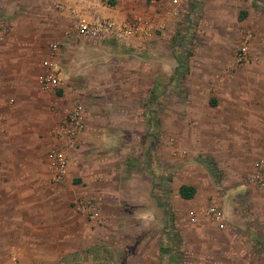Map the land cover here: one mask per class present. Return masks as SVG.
<instances>
[{"label": "crops", "instance_id": "crops-1", "mask_svg": "<svg viewBox=\"0 0 264 264\" xmlns=\"http://www.w3.org/2000/svg\"><path fill=\"white\" fill-rule=\"evenodd\" d=\"M56 3L65 6L57 10ZM199 3L208 29L218 26L217 34L207 33L212 45L215 40L222 45L229 41L222 34L230 33L234 20L242 22L246 12L251 15L246 7V12L228 18L233 0H0V26L9 25L6 34L0 30V41L5 37L0 42V264L65 263L63 258L77 247L67 246V221L77 214L73 204L83 200L97 205L104 222L105 218L138 217L147 233L164 230L167 236V218L159 205L160 193H155L165 171L173 172V207L184 228L180 232L175 228L178 247L208 243L223 258L209 264H263L250 260L245 244L264 250V212L251 224L246 221L247 210H239L238 199L246 200L251 156H264L257 145L264 144V29L254 27L251 62L245 68L226 71L218 60L214 70L220 79L214 83L215 93L207 96L198 97V92L207 89L209 82L202 75L198 78L192 68L188 73L185 59L194 55L184 56L180 49L173 55L175 89L183 74L187 78V90L173 107V160H161L160 135L149 128L154 114L146 111L155 100L149 98L165 67L159 48L149 44L157 35L142 43L135 38L114 42L80 36L73 29L62 37L68 49L55 52L59 87L46 91L38 83L45 71L43 61L50 56L40 47L49 36L42 32L43 26L46 31L51 25L61 26L69 13L66 9L87 18L106 16L116 21L140 14L157 19L175 9L173 16L167 13L172 16L167 28H183L186 33L193 26L189 10L198 9ZM186 34H179L180 42L189 39ZM228 55L227 62H233L231 51ZM76 102L84 107L85 130L69 155L64 179L51 183L44 153L49 123L60 122ZM182 184L195 188L192 198L179 195ZM212 202L223 212L221 222L205 213ZM194 215L196 221L191 220ZM83 217L80 232L93 224Z\"/></svg>", "mask_w": 264, "mask_h": 264}, {"label": "rangeland", "instance_id": "rangeland-1", "mask_svg": "<svg viewBox=\"0 0 264 264\" xmlns=\"http://www.w3.org/2000/svg\"><path fill=\"white\" fill-rule=\"evenodd\" d=\"M249 1H251V4L248 3ZM233 2V6L229 7L227 10V16H229L228 18L235 15L236 13H239L240 11L246 12V7L251 12V15L247 14L246 12V14L243 15L244 20L242 19V22H236L234 20L233 26L228 29L230 30V33H223L221 36L223 39L225 36L229 38V41L227 40L223 45L218 40H215L213 45L212 42L207 41V33L211 31L210 33L214 32L217 34L216 31L218 26H213L211 30L208 29V24L204 23L201 19L203 17V9L201 6L202 4L200 3L198 9L189 10L190 12L188 13V17L189 20L191 19L193 26L191 29L186 31V33L190 36L189 39L184 41V43L181 45L177 44L180 43L179 34H186L185 31H183V28H167V20H169V17L173 16L168 15L167 11H164L162 14L158 15V18H165L166 26L162 31L155 32L157 39L153 40L149 44L154 45L153 49L158 47L159 51L162 52H159V54H163L164 56L163 61L165 63V67L162 69L160 74H158L160 75V84L157 87L155 93V100L149 104V106H147L146 111L149 113L148 115L154 114L153 119L158 120V122L156 121V124L154 123V120H152V122L149 124V128L155 130L160 135L159 138L161 139L160 142L162 144L161 160L163 162L169 158L173 160V107H176L181 102L180 94L182 93L184 96L185 91L187 90L186 74H183L182 78L179 79L181 83L178 85L180 86H178L176 89L173 86V67L177 64V61L173 55L177 54V50L180 49L179 51H181L184 56L187 52L192 53L194 56H187L185 59L190 66L188 68V73L192 68L196 73H198V78H200V75H202V77H204L203 80H207V83L209 82L207 89L199 90L198 97H202L204 95L207 96L209 93H215L216 88L214 87V83L220 79L221 75H216V70H214L219 64L218 60L225 64V67L227 68L226 71L230 70L231 72L245 68L251 62L250 45L253 42L252 40L255 36L254 27L256 26L259 29H264V22L262 21L264 20V0H233ZM252 2H255V6H252L253 8L250 9L249 7H251ZM61 5V3H56L55 5L53 4V7H55L57 10H60L63 6H65ZM144 5L148 4L144 2ZM66 10L69 13H67L68 15L64 18L65 20L62 22L61 26H55V28H53L51 25L48 27L47 31L45 30V26H43L42 32L49 34L48 38L40 42V47L43 48V53L49 52L51 54L50 44L53 42L59 43V51L68 49V46L62 43L64 41L62 37L64 38V36H68L70 32L73 31L76 18L80 12L72 8ZM222 13L224 14V12ZM245 17L247 18L245 19ZM185 18L186 13L183 14L180 20L183 21ZM50 20H52V18ZM4 25L5 22L0 26V30L3 29L2 32L6 34L8 32L6 30H8L9 25ZM176 38H178V41H176ZM4 39L5 37L2 39V41ZM246 39L247 42H245ZM8 43L11 42L9 41ZM245 43H247L248 48L246 59L238 60V52ZM207 49L209 50L207 53H205ZM209 51L212 52L211 55L206 56ZM215 51H220V53L217 54ZM229 51H231L232 54L231 57L233 62L231 63H229L230 61L227 62L229 59ZM54 56L56 57L57 54L55 53ZM150 99L151 97L149 100ZM60 108L62 109L64 107L62 106ZM149 108L150 111L148 110ZM175 112L176 111H174V114ZM58 121H50L49 123V128L47 131L48 138L44 153H46L47 149L50 148L54 141L51 133L52 129L60 123ZM257 145L261 150L259 154H264V144L260 143ZM73 150L74 149L69 150L68 156L74 152ZM256 155L251 156L250 162ZM133 156L138 157V154H133ZM165 172L166 174L163 175V177H169L171 182L169 191L171 196L169 199L168 192L166 201L168 202L170 208L173 229L175 230V228L177 229L178 227L180 232V230H183L184 228H180V225L178 224L179 218L175 212V208L173 207V172L170 174L167 171ZM52 182L53 181L51 180V183ZM245 183V189L247 193L245 197L246 202H243V200L239 198L238 208L239 210L246 209L247 216L250 215V217H246V221L249 220L251 224H256V218L259 219L263 217L264 188H259L252 184L250 181V175L249 178L248 176L245 177ZM160 190L161 184L159 182V185L156 186L155 193H160ZM73 205L75 212L79 216L77 214L73 215L72 217L69 216V220L67 221L66 225V242L67 246L70 244H76L77 247L80 246V249L76 247L72 255L63 258L65 263L61 264H135L138 260L145 264H166V260L160 257V248L165 245L167 241V236L164 234V230L147 233V231H145L146 227L144 226L145 222L143 220L139 219L138 217L127 218L126 216H119L109 219L105 218V222L103 218L102 223L92 222L93 224H91L90 230L80 232V229L83 228V224L85 223L81 222V211L76 208L75 204ZM99 213L100 216H102L100 210ZM83 219L86 220L85 217H83ZM76 230H78L77 233H75ZM256 230L257 228L255 231ZM256 232L259 236L260 233L258 231ZM186 238L189 242L192 241L191 238ZM186 238H183L182 240L187 242ZM242 238L245 237L242 236ZM89 244L94 245L90 248ZM88 245L89 247H87ZM195 245V247L189 245L190 248L187 247L186 244L177 247V249L174 250V253L177 255V257H175L177 259L176 264H209V260H214V262L219 263V260L223 259L220 250H217L216 248L215 250L211 249L213 250L211 253L208 243L207 246H205L206 243L204 245ZM245 247L247 253L250 255V260H262L264 264V250H260L255 245L249 244H245ZM11 260L17 259L12 257ZM125 260H127L126 263H124Z\"/></svg>", "mask_w": 264, "mask_h": 264}, {"label": "built area", "instance_id": "built-area-1", "mask_svg": "<svg viewBox=\"0 0 264 264\" xmlns=\"http://www.w3.org/2000/svg\"><path fill=\"white\" fill-rule=\"evenodd\" d=\"M177 3V0H172ZM168 14H176L175 9L167 10ZM166 26L165 18L153 19L149 15L140 14L130 20L116 21L106 16H94L87 18L78 15L75 21L74 31L84 37L101 38L108 41L120 42L135 38L144 42L152 39L155 32L162 31ZM247 42V39L245 40ZM59 48L58 42L50 44L51 54L48 59L43 61L45 68L44 73L39 75L38 83L42 90L54 91L61 81L60 64L54 56ZM247 43H245L238 52L237 59H246ZM85 130V112L80 102H76L67 112L66 116L52 129L53 143L47 150L46 158L50 172V178L53 182L62 181L66 175L69 161V150L76 147L79 137ZM250 181L259 188H264V156H255L252 159V170ZM76 208L90 221L102 223L103 218L100 216L97 205L90 200L79 201ZM212 220L221 222L223 212L212 202L206 210ZM192 221H196V216H191Z\"/></svg>", "mask_w": 264, "mask_h": 264}, {"label": "trees", "instance_id": "trees-1", "mask_svg": "<svg viewBox=\"0 0 264 264\" xmlns=\"http://www.w3.org/2000/svg\"><path fill=\"white\" fill-rule=\"evenodd\" d=\"M242 15L243 14L241 13L239 18H242ZM179 41H183V40H179ZM180 43L183 44V42H180ZM177 45H180V44H177ZM156 90L157 89L155 88L154 93H156ZM154 93L151 96V100H153L155 97ZM169 183H170L169 177L161 178L159 205H161L164 209V214L166 215V218H167L165 227L169 231L167 232V241H166L167 245L165 244L160 248V255L162 259L166 260V264H176L177 259L175 257H177V255L174 253V250L177 249L178 247L177 244L179 241H178V233L171 227V212H170L168 202L166 201L167 193L170 191ZM194 192H195V188L191 185L182 184L178 188V193L182 198H186V199L192 198L194 195Z\"/></svg>", "mask_w": 264, "mask_h": 264}]
</instances>
